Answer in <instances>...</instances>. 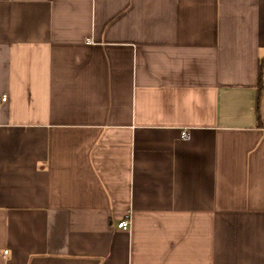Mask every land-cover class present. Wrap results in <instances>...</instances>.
<instances>
[{"label": "crops", "instance_id": "0c3cea01", "mask_svg": "<svg viewBox=\"0 0 264 264\" xmlns=\"http://www.w3.org/2000/svg\"><path fill=\"white\" fill-rule=\"evenodd\" d=\"M0 264H264V0H0Z\"/></svg>", "mask_w": 264, "mask_h": 264}, {"label": "built area", "instance_id": "2783aa9c", "mask_svg": "<svg viewBox=\"0 0 264 264\" xmlns=\"http://www.w3.org/2000/svg\"><path fill=\"white\" fill-rule=\"evenodd\" d=\"M5 97H3L2 99H4ZM181 135H182V137H187L188 136V134H187V132L185 131V130H183V131H181ZM129 224H130V222H129V218H128V216L126 215L123 219H121L118 223H117V227L118 228H120V229H122V230H128V228H129Z\"/></svg>", "mask_w": 264, "mask_h": 264}, {"label": "trees", "instance_id": "16d2710c", "mask_svg": "<svg viewBox=\"0 0 264 264\" xmlns=\"http://www.w3.org/2000/svg\"><path fill=\"white\" fill-rule=\"evenodd\" d=\"M258 78H259V86L262 87V62L259 65Z\"/></svg>", "mask_w": 264, "mask_h": 264}]
</instances>
